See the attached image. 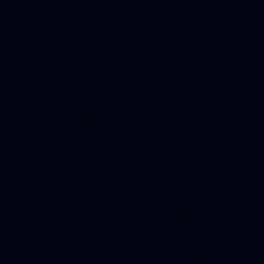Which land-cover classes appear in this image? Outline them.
I'll use <instances>...</instances> for the list:
<instances>
[{
  "label": "water",
  "instance_id": "obj_1",
  "mask_svg": "<svg viewBox=\"0 0 264 264\" xmlns=\"http://www.w3.org/2000/svg\"><path fill=\"white\" fill-rule=\"evenodd\" d=\"M0 264H264V0H0Z\"/></svg>",
  "mask_w": 264,
  "mask_h": 264
}]
</instances>
